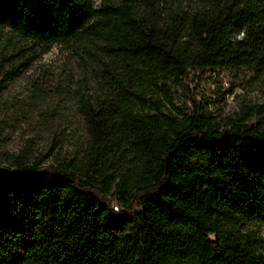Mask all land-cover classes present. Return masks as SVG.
<instances>
[{"label": "trees", "instance_id": "16d2710c", "mask_svg": "<svg viewBox=\"0 0 264 264\" xmlns=\"http://www.w3.org/2000/svg\"><path fill=\"white\" fill-rule=\"evenodd\" d=\"M146 1L0 0L1 30L106 59L78 97V154L0 159V264H264L247 229L264 223V128L197 87L264 73V0ZM24 50L0 48V86L28 69Z\"/></svg>", "mask_w": 264, "mask_h": 264}, {"label": "rangeland", "instance_id": "374dc122", "mask_svg": "<svg viewBox=\"0 0 264 264\" xmlns=\"http://www.w3.org/2000/svg\"><path fill=\"white\" fill-rule=\"evenodd\" d=\"M103 1L123 0H96V4ZM132 1L139 6L147 2ZM160 1L166 7L190 10L199 5V0ZM0 48L7 55L25 48L24 61L33 56L22 75L0 86V159L25 152L49 164L78 154L86 138L78 97L99 91L106 81L101 62L106 60L104 56L87 41L58 43L47 50L45 45H33L1 29ZM209 78L201 77L200 84L194 86L215 101L212 108L216 114L224 118L251 106L252 122L264 128V73L239 80H229L224 75ZM230 89L233 93H228ZM247 229L264 238V223L248 221Z\"/></svg>", "mask_w": 264, "mask_h": 264}]
</instances>
